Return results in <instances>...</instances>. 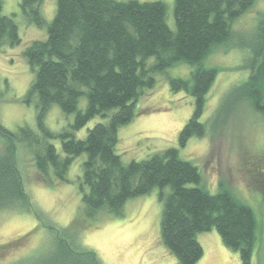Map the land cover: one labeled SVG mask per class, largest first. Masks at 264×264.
Returning <instances> with one entry per match:
<instances>
[{"label": "trees", "instance_id": "trees-1", "mask_svg": "<svg viewBox=\"0 0 264 264\" xmlns=\"http://www.w3.org/2000/svg\"><path fill=\"white\" fill-rule=\"evenodd\" d=\"M255 2L174 0L175 29L171 30L166 23V6L159 1L56 0L48 22L41 10L43 0H20L25 21L47 27L45 39L31 41L23 51L33 78L28 94L37 98L39 134L28 127L14 133L0 122V139L10 152L9 160L0 156V205L6 202L31 210L13 163L12 153L18 146L26 148L36 173L48 183H52L51 177L69 182L70 166L85 156L76 180L81 194L79 213L88 221L101 214L122 217L128 200L158 189L162 203L160 242L177 264H197L203 255L197 236L211 228L216 229L225 247L238 252L242 264H250L256 239L253 210L221 183L215 194L209 193L202 186L198 168L181 159L178 148L190 138L205 136L208 125L201 117L217 69L205 67L204 62L215 48L230 44L234 22ZM1 9L0 2V47L16 45L20 41L18 27L12 17L1 14ZM257 38L261 41L256 46V41L250 44V58L244 64L248 79L236 91L239 95L233 107L246 102L253 113L264 114V17L253 39ZM177 64L190 69V80L168 78L170 89L184 91L194 100L193 113L179 132L178 148L123 164L115 151L119 127L133 120L136 103L155 86L154 75ZM229 100L223 104L230 108ZM53 106L64 114H74L69 128L57 134L44 125ZM230 114L225 113L222 121ZM94 118L100 120L87 130L85 138H75L74 133ZM53 139L60 141L59 150L51 143ZM260 191L264 194V182ZM61 230L52 241L46 262L30 256L26 263L18 260L15 264H100L95 252L77 241L76 230Z\"/></svg>", "mask_w": 264, "mask_h": 264}, {"label": "rangeland", "instance_id": "rangeland-1", "mask_svg": "<svg viewBox=\"0 0 264 264\" xmlns=\"http://www.w3.org/2000/svg\"><path fill=\"white\" fill-rule=\"evenodd\" d=\"M136 1L163 2L166 23L171 30L175 29L174 0ZM0 2L1 14L13 18L20 40L16 45L3 44L0 47V122L14 133L28 127L39 134L37 98L28 94L33 78L23 51L31 41L45 39L47 27L28 24L20 11V0ZM55 8L56 0H43L41 10L48 22ZM263 14L264 0H256L234 22V36L230 44L215 48L204 62L205 67L217 69L215 80L206 94L201 117V121L208 125L204 137L190 138L183 148H178V135L193 113L194 100L184 91L174 93L170 89L168 78L190 80V69L184 64H177L154 75L155 86L136 103L133 120L119 127L115 147L123 164L147 159L168 148H178L179 157L198 168L202 186L209 193L215 194L221 183L248 205L256 217V239L250 264H264V194L260 191L264 182V114L253 113L246 102L242 101L238 107H233V103L239 95L236 91L248 79L249 71L244 64L250 58L249 46L253 45V41H256L255 46L261 41L260 38H253ZM152 61L150 59V64ZM255 75L260 77L257 70ZM229 97L230 108L223 104ZM79 107L83 109L82 102H79ZM225 113L231 114L222 121ZM73 119L74 114H64L53 106L45 115L44 125L51 133L57 134L68 129ZM99 120L94 118L89 121L74 133L75 138L84 139L87 130ZM51 143L59 150L58 139L51 140ZM6 149L8 144L0 139V156L6 155L9 160L10 152L7 153ZM29 156L23 146H18L12 153L31 210L6 202V205H0V264H15L18 260L26 263L30 256L46 262L50 258L48 253L52 250V241L59 237V230L65 228L76 230L77 241L87 250L95 252L100 264H177L176 258L160 242L162 203L158 200V189L128 200L122 217L101 214L88 221L79 213L81 194L76 180L81 175V163L85 156L79 157L70 166L69 182L51 177L52 183L36 173ZM254 177L259 178L258 181ZM166 192L168 188L164 190ZM64 231L69 233V230ZM197 240L203 250L197 264H242L238 252L223 245L215 228L199 233Z\"/></svg>", "mask_w": 264, "mask_h": 264}]
</instances>
